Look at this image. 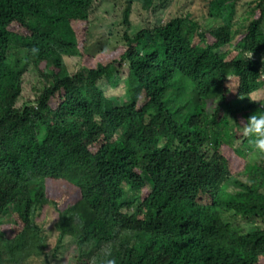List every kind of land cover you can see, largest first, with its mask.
<instances>
[{"label": "trees", "instance_id": "16d2710c", "mask_svg": "<svg viewBox=\"0 0 264 264\" xmlns=\"http://www.w3.org/2000/svg\"><path fill=\"white\" fill-rule=\"evenodd\" d=\"M95 1L0 0V264L64 241L73 264L106 242L115 264H264V154L239 132L264 110V0H173L155 26L167 1L123 0V44L91 55Z\"/></svg>", "mask_w": 264, "mask_h": 264}, {"label": "rangeland", "instance_id": "374dc122", "mask_svg": "<svg viewBox=\"0 0 264 264\" xmlns=\"http://www.w3.org/2000/svg\"><path fill=\"white\" fill-rule=\"evenodd\" d=\"M167 1V6L158 7L157 13L150 16V24L155 26L166 21V15L172 11L173 0H155V5L157 2ZM199 6H204L206 0H198ZM126 3L123 0H96L93 3V8L91 10L90 19V37L88 43V51L91 55L97 54H111L118 45L123 44V36L126 31L123 20V11L125 10ZM228 8L225 7V12ZM204 11L197 13L199 17ZM202 18H205L202 16ZM142 20V15L139 20ZM222 20V18H221ZM204 21V19H203ZM223 21V20H222ZM227 49H224L226 51ZM66 67L70 73H75L78 71V59L70 58L65 60ZM127 67L124 65L120 71L119 76V89H114L112 83L105 80L107 92L109 97H116L122 101H126L128 98L125 97L126 94V77H127ZM34 76L29 74L26 76L24 84V93L20 98V105H23L28 100H33L34 92L33 88L37 85V82L33 80ZM263 92H257L251 99H259ZM123 97V98H122ZM122 99V100H121ZM119 102V103H120ZM58 213L56 210L51 208H45L42 212L41 217L38 219L39 223L42 225L45 232L51 229L57 221ZM11 219H3L2 225L9 224ZM242 225L243 223L240 222ZM242 228L245 226L242 225ZM51 241V239H50ZM49 264H73V250L72 246L68 241H64L61 251L53 256L52 251L49 253ZM36 264H44L43 261H36Z\"/></svg>", "mask_w": 264, "mask_h": 264}, {"label": "clouds", "instance_id": "9594fccd", "mask_svg": "<svg viewBox=\"0 0 264 264\" xmlns=\"http://www.w3.org/2000/svg\"><path fill=\"white\" fill-rule=\"evenodd\" d=\"M255 95V94H254ZM239 132L245 138H250L254 150L260 154H264V110L260 113H253L247 117L242 125H239ZM112 242H106L101 248V264H115L114 259L108 257L112 254ZM95 264V260L93 261Z\"/></svg>", "mask_w": 264, "mask_h": 264}]
</instances>
